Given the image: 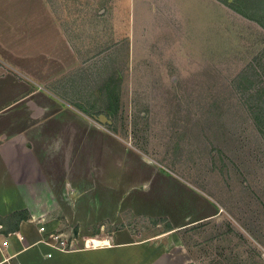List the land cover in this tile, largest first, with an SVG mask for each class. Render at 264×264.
Returning <instances> with one entry per match:
<instances>
[{"label":"crops","instance_id":"1","mask_svg":"<svg viewBox=\"0 0 264 264\" xmlns=\"http://www.w3.org/2000/svg\"><path fill=\"white\" fill-rule=\"evenodd\" d=\"M211 6L212 0H0V242L12 231L27 234L12 236L0 260L17 253L22 264H76L83 256L95 264H161L170 236L218 214L165 229L161 221L147 223L155 208L145 192L164 170L57 89L83 65L81 50L118 41L134 48L135 40L163 33L171 17L189 34L190 26L207 24ZM41 223L78 248L33 244ZM147 226L151 233H143ZM93 238L103 241L87 246Z\"/></svg>","mask_w":264,"mask_h":264},{"label":"rangeland","instance_id":"2","mask_svg":"<svg viewBox=\"0 0 264 264\" xmlns=\"http://www.w3.org/2000/svg\"><path fill=\"white\" fill-rule=\"evenodd\" d=\"M170 21L134 48L81 50L83 65L57 89L164 170L145 192L155 208L147 223L165 229L218 209L170 236L161 264H264V139L232 86L262 49L264 29L217 0L189 34ZM111 76L114 94L103 87ZM109 102L117 104L111 123L99 116Z\"/></svg>","mask_w":264,"mask_h":264},{"label":"trees","instance_id":"3","mask_svg":"<svg viewBox=\"0 0 264 264\" xmlns=\"http://www.w3.org/2000/svg\"><path fill=\"white\" fill-rule=\"evenodd\" d=\"M221 1L229 4L239 13L257 21L264 27V0H249L252 5L248 7L242 6L244 0ZM261 2L262 4H260ZM114 81L115 79L111 76L103 83V87L107 88L109 93L113 94L116 91L115 86L112 85ZM232 86L243 99L253 123L264 139V45L234 76L232 79ZM113 98H116V95H113ZM116 108V103L109 102L108 108H104L101 112L111 117L112 113L116 111Z\"/></svg>","mask_w":264,"mask_h":264},{"label":"built area","instance_id":"4","mask_svg":"<svg viewBox=\"0 0 264 264\" xmlns=\"http://www.w3.org/2000/svg\"><path fill=\"white\" fill-rule=\"evenodd\" d=\"M38 231L41 234V238L33 241L32 243H42L48 245L53 250H73L78 248L76 244L73 241H67L65 239L63 232H58L54 230H49L48 226L45 223L39 224ZM3 235L0 232V236ZM12 236H17L20 240H25L27 238V234L25 232L20 231H12L8 234L4 235L3 240L0 242V249L3 250L4 248H7V246L10 245V239ZM88 246V244H86ZM53 254L52 251L48 252L47 255L51 256ZM8 263V264H22L18 258L17 253L12 254H5L0 260V264Z\"/></svg>","mask_w":264,"mask_h":264},{"label":"water","instance_id":"5","mask_svg":"<svg viewBox=\"0 0 264 264\" xmlns=\"http://www.w3.org/2000/svg\"><path fill=\"white\" fill-rule=\"evenodd\" d=\"M100 119L103 121V122H111V120L109 119V117L107 116L106 113H101L100 115Z\"/></svg>","mask_w":264,"mask_h":264},{"label":"bare ground","instance_id":"6","mask_svg":"<svg viewBox=\"0 0 264 264\" xmlns=\"http://www.w3.org/2000/svg\"><path fill=\"white\" fill-rule=\"evenodd\" d=\"M103 240H100L98 238H94V239H91L90 241H87L88 244H91V243H94V245H97L99 243H101Z\"/></svg>","mask_w":264,"mask_h":264}]
</instances>
